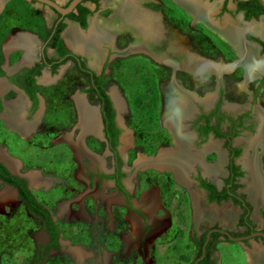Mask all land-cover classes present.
I'll return each mask as SVG.
<instances>
[{
  "label": "flooded vegetation",
  "instance_id": "1",
  "mask_svg": "<svg viewBox=\"0 0 264 264\" xmlns=\"http://www.w3.org/2000/svg\"><path fill=\"white\" fill-rule=\"evenodd\" d=\"M22 1L38 9L44 31L11 25L14 1L0 0V19L9 25L0 36V127L9 133L4 136L0 130V184L12 186L26 210L40 221L41 242L36 248L41 257L35 263L61 249V231L58 228L52 243L40 214L28 209L17 187L1 172L23 180L28 190L30 182L45 179L40 168L30 166L23 156L27 142L33 145L36 136V143L44 138L49 147L61 144L66 148L75 187L61 202L66 214L87 222L85 228L96 247L103 239L97 222L103 220L116 234L121 258L133 251L132 257L142 258L143 264H156L163 256L157 250H164V256L172 253L177 234L172 225L179 214L175 205L188 202V234L195 249L188 264L201 255L202 247L203 255L195 264L222 262L227 256L222 247L233 244L243 260L253 254L255 260L250 263L264 264V0H167L171 8L176 5L187 16L186 28L215 37L220 45L211 52L198 45L193 33L180 30L169 19L162 0H136L138 8L157 17L168 37L175 35L184 59L181 63L171 62L170 52L155 53L156 47L135 39L125 27L96 30L99 18L113 21L112 5L104 0H80L63 14L42 0ZM52 1L64 6L69 0ZM125 3L117 0L114 4ZM103 8L106 11L100 12ZM71 26L78 37L70 43L64 35ZM118 38L124 39L122 46ZM59 41L62 52L57 50ZM85 44L96 51L92 64ZM136 50L167 68V76L156 81L155 110V122L165 131L167 142L155 143L153 136L135 143L133 128L125 124L126 99L112 80L103 83L111 70L110 61ZM31 51L35 55L27 59ZM197 62L199 71L206 69L198 78ZM68 67L81 76L82 83L65 82ZM177 72L187 75L191 84L185 85ZM169 83L185 99L172 103L171 114L164 120L163 91ZM38 85L68 87L72 111L68 104L47 110ZM50 112L55 120L46 126L43 119ZM53 152L57 161L60 148ZM149 169L163 177L142 187V175ZM63 180L51 177L45 185L48 188L51 182ZM41 207L54 223L47 208ZM118 214L126 223L123 230ZM83 254L95 255L93 249Z\"/></svg>",
  "mask_w": 264,
  "mask_h": 264
},
{
  "label": "rangeland",
  "instance_id": "2",
  "mask_svg": "<svg viewBox=\"0 0 264 264\" xmlns=\"http://www.w3.org/2000/svg\"><path fill=\"white\" fill-rule=\"evenodd\" d=\"M12 2L14 4V6L12 5L13 12H11L9 18L11 25H28L39 33L44 31L42 19L38 15V9L35 6L26 4L22 0H12ZM162 2L165 14L174 24L179 26L180 30L186 29L189 33H193L198 45L203 46L206 52L214 50L215 45L219 42L215 40L212 34L210 35L204 30L196 29L192 32L193 30L185 27L187 16L184 12L176 5H173L171 8L167 0H162ZM143 4L151 5L148 1H143ZM105 11V8L100 10V12ZM8 27L9 25H4L3 18H1L0 36L6 32ZM123 41L124 39L118 38L117 42L119 46H122ZM57 44L58 52H62L64 48L60 41ZM224 48L222 47V50ZM109 65L111 70L104 76L103 83L105 84L112 80L126 99L129 114L125 118V124L127 127L133 128L135 143L140 142L144 137L151 139L153 136L155 143L167 142L168 137H166L165 131L155 122V110H157V100L159 99L156 81L158 82L164 76H167L165 75L167 68L152 60L148 54L139 52V50H136L135 53L130 52V54L122 57H115L110 61ZM176 75L182 78L185 85L189 86L191 84L187 80V75H184L182 72H177ZM65 76L66 83H70L71 80L83 82L81 76L75 73L71 67L65 70ZM37 87L46 100L47 110H51L58 105L59 107L60 105L63 107L64 104H68L69 110L72 111L68 87H61L59 89L56 85H38ZM47 116L43 119L44 123H46V126L52 125L55 120L53 112L48 113ZM0 130L4 132V136L9 135L8 131L4 128L0 127ZM54 132L55 130L52 131V134ZM0 138H2L1 133ZM34 139V147L27 142L23 156L30 163V166L40 168L45 179L40 178L37 182H30L29 189L52 215L55 225L61 231L60 243L62 246L58 251H50L41 261L35 263V254L39 253L36 243L41 242L42 235L39 227L40 221L38 218L31 216L24 204L15 198L12 194L13 192L11 193L14 196L13 201L10 200L12 195L8 193L3 184H0V264H100L101 261H106L108 258L110 259L108 261L109 264H143L142 258L132 257L134 255L133 251L129 252L130 255L120 257L119 249L115 244L116 234H114V230H110L102 222L103 220L97 222L98 225L100 224L98 235L103 239L101 240L98 237L102 243L100 242L99 246L96 247L94 240L87 232V228H85L87 227V222L84 219H78L70 214H66L65 209L67 208L61 202V197L67 196L72 192V188L75 187L71 179L70 167H67L71 165L69 163V155L64 145L60 144L49 147L47 139L41 138L38 143H36V136ZM57 147L60 148V152H57L58 160L56 161L53 151ZM19 152L22 153V151ZM23 156L20 154L18 157L21 159ZM130 157L131 155L128 156V160ZM157 173L155 169L146 170L141 178L142 187L150 183L152 179L158 180L160 175ZM162 174L164 175V173ZM60 176L65 178V180L61 181V183L53 181L51 184L49 183L50 187H46L45 183H48L51 177L59 178ZM162 177L160 176V178ZM2 191L4 193L6 191L7 194L5 193V196H3ZM71 205L73 206L74 203H71ZM189 207L188 202L175 205V208L179 209L177 211L181 215L177 214L175 216L176 213H173L176 221H174L175 225L174 223L172 225L174 228L171 227L172 231L177 232V234L174 235L173 247H171L172 253L164 256V250H157L159 251L158 255L163 256L159 257L161 261H158L156 264H188L193 258L195 249L192 239L188 234V231L191 229ZM117 220H120L119 214ZM118 224L121 225L119 227L120 230H123L124 224L126 226V223L122 219ZM71 245L74 247H71ZM230 246H226L230 257H224L221 264H246L242 255L237 250V246L234 244ZM90 249L94 250V256L87 257L85 254L82 255L83 251ZM80 255H82V258Z\"/></svg>",
  "mask_w": 264,
  "mask_h": 264
},
{
  "label": "bare ground",
  "instance_id": "3",
  "mask_svg": "<svg viewBox=\"0 0 264 264\" xmlns=\"http://www.w3.org/2000/svg\"><path fill=\"white\" fill-rule=\"evenodd\" d=\"M115 1L117 0H104V2L112 5V13H113V21L109 22L106 19L99 18L95 21V28L96 30L108 29V28H118V27H125L129 29L135 39H141L149 46H154L155 53L167 55V52H170L171 57L168 56L171 62H182L183 57L181 46L178 45L175 41V35L172 37H168L165 29L161 26L159 20L154 14H151L144 9L138 8L136 0H126L127 3L124 5H115ZM123 7V8H122ZM74 27H69V29L65 33V40L66 42H73L74 39L78 37V34L75 33ZM172 33H170L171 35ZM169 35V34H168ZM87 42V41H86ZM85 42V43H86ZM85 55L89 64H92L96 58V51L91 49L89 46L85 44ZM198 67L195 71V75L198 77H202V74L206 72V69H202L199 71L200 68L199 62H197ZM164 120L165 117H169L172 110V103H178L184 101V96L181 92L176 90L173 87V84L169 83L167 86L164 87ZM12 195V194H11ZM13 198V197H12ZM253 254L249 255L251 261L254 262L255 257L252 256ZM261 259V258H259Z\"/></svg>",
  "mask_w": 264,
  "mask_h": 264
},
{
  "label": "trees",
  "instance_id": "4",
  "mask_svg": "<svg viewBox=\"0 0 264 264\" xmlns=\"http://www.w3.org/2000/svg\"><path fill=\"white\" fill-rule=\"evenodd\" d=\"M7 174V173H6ZM1 175L4 176V178L7 180L8 183L15 185L17 190L19 191V196L24 199L26 206L28 209H31L37 213L40 214V216L43 219V225L45 228H47L51 238L52 243H55V239L58 236V228L57 226L48 218V214L46 213L45 209L41 207V204L37 201L33 193L28 190L24 185H22L23 180L17 179L14 180V176L9 177L8 175H4L3 172H1ZM22 181V182H21ZM41 257L39 253L35 254L34 261H38V259Z\"/></svg>",
  "mask_w": 264,
  "mask_h": 264
},
{
  "label": "water",
  "instance_id": "5",
  "mask_svg": "<svg viewBox=\"0 0 264 264\" xmlns=\"http://www.w3.org/2000/svg\"><path fill=\"white\" fill-rule=\"evenodd\" d=\"M42 1H44L45 3H47L48 5H50L55 11H57L58 13H61V14H63V13H66V12H68V11H70L72 8H73V6L78 2V1H80V0H69L67 3H66V5H60V4H57L56 2H54V1H52V0H42ZM102 4V6H104V3L102 2L101 3ZM139 4H140V2H139ZM111 13V12H110ZM98 17H103V16H99L98 15ZM81 32V31H80ZM81 51V50H80ZM4 188L5 189H8V190H12L13 191V193H14V196H15V198H17V192H16V190H14V188L12 187V186H10V185H4ZM18 199V198H17ZM19 200V199H18ZM207 239V238H206ZM205 239V240H206ZM206 242V241H205ZM205 242H204V244H205ZM257 251H258V249H257ZM259 253H261L260 251H258ZM258 254V253H257ZM202 255H203V247H202V253H201V255L199 256V257H197L194 261H193V263L192 264H195L201 257H202ZM261 257H263V256H261Z\"/></svg>",
  "mask_w": 264,
  "mask_h": 264
},
{
  "label": "crops",
  "instance_id": "6",
  "mask_svg": "<svg viewBox=\"0 0 264 264\" xmlns=\"http://www.w3.org/2000/svg\"><path fill=\"white\" fill-rule=\"evenodd\" d=\"M4 43V42H3ZM1 47H2V45H1ZM9 49H12L11 47H9ZM33 50V49H32ZM14 51V49H12V52ZM3 55V59L5 60V64L7 63V55L4 53V54H2ZM1 55V56H2ZM33 55H35L34 53H32V51H31V53H30V55H28L27 56V59H30V57H32ZM19 96V95H18ZM18 96H16V98L18 99ZM15 98V99H16ZM16 99V100H17ZM258 249V248H257ZM259 250V249H258ZM261 250V249H260ZM223 256L226 254L227 256H229L230 257V255H229V252L227 251V248L225 247V248H223ZM246 251V250H245ZM226 257V256H225ZM222 259H223V257H222ZM245 262H246V264H258V263H250V259L248 258H246V255H245ZM217 264H221V262H219V263H217Z\"/></svg>",
  "mask_w": 264,
  "mask_h": 264
}]
</instances>
